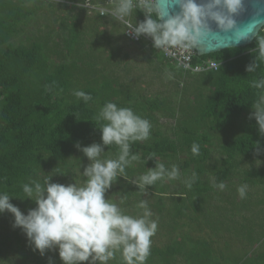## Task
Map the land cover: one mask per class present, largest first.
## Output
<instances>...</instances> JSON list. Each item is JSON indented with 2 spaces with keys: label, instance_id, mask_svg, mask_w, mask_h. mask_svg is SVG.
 I'll list each match as a JSON object with an SVG mask.
<instances>
[{
  "label": "trees",
  "instance_id": "16d2710c",
  "mask_svg": "<svg viewBox=\"0 0 264 264\" xmlns=\"http://www.w3.org/2000/svg\"><path fill=\"white\" fill-rule=\"evenodd\" d=\"M28 1L30 0H0V192L12 196L10 202L24 214L35 208L36 204L30 199L19 198L24 195L21 185L28 183L30 179L43 182L45 178H39V171L45 163L50 167L51 176H61L58 180L51 178L50 182L67 185L72 175V166H68V163L74 158L81 161L87 158L77 149L76 144L89 146L92 143H102L99 128L103 122H97L95 117L108 101L116 103L118 107L132 108L152 125L148 140L131 145V153L139 155L140 161H134L126 169L127 177H131V169L136 165L139 171H145L154 168L155 164L159 163L158 158L171 160L179 154L185 157L179 165L183 173L192 167L187 178L191 177L193 172L196 173L197 179L191 189L187 188L184 182L179 186V205L172 208L170 205L165 213L162 195L168 192L164 182L157 181L155 185L146 188L156 197L154 209L157 218L161 216L163 219L162 212L165 216H171L168 224L170 229H175L180 219L191 217L186 212L189 207L200 211L211 191L208 184H201L198 176L203 173L204 164L211 159L213 132L223 133L227 128L235 130L234 133L227 134L219 144L223 155L218 164L212 166L215 183L219 184L240 174L245 176L249 184L264 185V168L238 173L242 162L256 157L264 158V135L259 133L256 120L249 118L254 111L251 105L258 99L259 91L250 84L264 76V60L259 59L255 38L243 48H230L208 55L196 54L192 64L204 60H213L219 64L215 71L201 73L183 71L180 67L170 64L158 49L148 45L146 41L138 42L140 45H146L175 77H182L184 74L197 75L195 82L199 84L194 86L195 93L191 99L185 97L186 99H176L177 102H174L173 99L158 94L143 99L137 93L126 92L124 83L108 74L106 67L113 63L112 59L118 58L111 57L113 50L110 49L108 55L102 57L103 52L95 39L94 43L85 47L92 32L111 20L119 24L123 37L122 25L116 19L109 15L99 16L95 11L82 7L81 4L84 6L87 0H76L75 4L82 7V12H88L99 19L98 21L105 22L86 20L85 27L79 31L77 23L65 24L66 17L62 18L59 29L64 30L66 34L61 38L62 50L58 52L57 48L50 44L53 41L50 33L43 37L33 36V32L29 33L31 36L24 34V28L38 11L37 8L28 6ZM105 1L88 0L89 5L101 7ZM111 1L116 3V0ZM75 4L71 3L73 6H70L68 12H73ZM48 5L54 8L52 3ZM128 18L135 24L142 22L145 16L143 12L136 10ZM156 18L153 14V19ZM116 32L119 30L110 31V35ZM258 35H264V26ZM23 36L26 38L23 39ZM48 53L53 54L54 58L48 56ZM253 62L258 65L256 70L247 72L246 67ZM76 90L91 94L93 99L87 103L77 99L73 94ZM206 90L209 92L205 93ZM160 117L173 120L174 123L169 128L170 136L158 125ZM257 142L259 152L256 148ZM193 143L200 146L198 156L191 152ZM104 150L102 156L106 158H115L118 153L115 145L105 146ZM150 153H155V157L145 164ZM172 165V162L165 164L169 169ZM84 167L86 164L80 169L84 170ZM79 178L84 182L85 178L80 173ZM64 180L66 182H61ZM125 184L127 183L124 182L123 185ZM121 186L122 183L119 188ZM129 187L136 197L139 196L141 192L134 184ZM124 194L128 196V193ZM171 200L174 204L175 199ZM134 208L136 212L140 211L136 206ZM13 222L14 217L10 212L0 213V264H11L14 257H17L21 264H49V258L53 264H63L58 250L46 251L43 256L39 251H34L22 229L14 228ZM221 225L225 226V223ZM230 226L231 223L226 227ZM234 226L241 233V226ZM243 230L250 245L263 237V234L260 235L256 231L253 234L251 228ZM184 245L183 242H172L164 247L151 245L146 264H171L174 260L168 256L173 254L182 258L184 264H219L217 260L209 262L211 250L206 248L205 243L194 241L188 247ZM5 248L13 252L12 258H9V251ZM257 249L259 252L252 258L233 261V264H264V247L261 249L258 246ZM226 256L221 254L220 258L225 260ZM159 258V263L153 262ZM227 261L228 259L225 264H228ZM108 264H123L120 254L117 253L116 258Z\"/></svg>",
  "mask_w": 264,
  "mask_h": 264
},
{
  "label": "clouds",
  "instance_id": "9594fccd",
  "mask_svg": "<svg viewBox=\"0 0 264 264\" xmlns=\"http://www.w3.org/2000/svg\"><path fill=\"white\" fill-rule=\"evenodd\" d=\"M179 11L175 14L160 13L156 0H116L111 15L124 23L128 33L134 38L141 35L150 37L155 49L175 57L178 50H196L202 40L211 34L210 21L215 22L222 32L235 29L238 43L248 40L255 34L258 44L259 59L264 60V35H258L256 28L262 21H254L247 28L237 30L235 15L244 10V0H171ZM136 10L144 13L142 22L132 24L127 19ZM101 15H107L101 12ZM153 14L156 19H153ZM187 57H182L177 67L188 69ZM258 65L253 62L246 67L247 72H254ZM250 86L258 91V99L251 105L254 110L250 119L254 118L261 135H264V76L251 82ZM77 99L85 103L93 97L82 90L73 93ZM100 124L102 143L89 146L76 144L89 164L80 174L85 178L82 184L67 185L53 183L51 176L43 182L30 179L21 185L23 197L30 199L36 207L24 214L10 202L12 196L0 192V213L10 212L14 217L13 227L21 228L34 251L41 256L46 251L58 250L63 264H108L119 253L123 264H146L150 255L151 238L156 234L158 222L152 219L148 202L140 200L136 207L142 214L136 216L126 214L121 207L108 198L106 192L118 182V178L128 181L126 169L140 156L131 153V145L145 141L151 135L149 120L136 114L130 107H118L108 101L99 109L95 117ZM115 145L118 153L115 158L104 157L105 146ZM259 152V144L256 145ZM194 156L200 155V146L191 145ZM155 153H150L145 161L152 160ZM180 179L179 167L175 164L167 168L163 163H156L148 168L138 179L129 181L141 193L157 181ZM197 179L193 172L183 182L191 189ZM223 190L226 185L221 182L214 185ZM248 185H240L237 189L241 198H245ZM127 197H122L124 203ZM49 264H53L49 258Z\"/></svg>",
  "mask_w": 264,
  "mask_h": 264
},
{
  "label": "rangeland",
  "instance_id": "374dc122",
  "mask_svg": "<svg viewBox=\"0 0 264 264\" xmlns=\"http://www.w3.org/2000/svg\"><path fill=\"white\" fill-rule=\"evenodd\" d=\"M49 3H52L54 8H50L48 5ZM71 3L75 4L77 1H28L26 4L30 7L37 8L38 11L34 18L31 19L28 25L24 28V34L26 36H31L29 33L33 32V36L36 35L43 37L50 33L53 39L50 44L57 48V51L59 52L62 50L61 38L66 34L64 30L59 29L62 18L66 17L65 24H70L71 22H74L75 24L77 23V29H79V31H82L83 27H85L86 20L95 21V23L105 22L102 20L98 21L99 19L95 18L94 15L88 12H82V7L77 4L74 5L73 12H68L70 6H73ZM114 7L115 6H112V9H114ZM74 16L75 18H73ZM106 24L98 27L99 30H94L92 32V36L89 40H86L88 43L85 47L90 43H94L93 39H95L96 42H99L98 46H100L101 52H103L102 57H106L110 52V49L113 50L111 57L116 56L118 58L112 59L113 63L106 67V70H108V74L117 77L119 82L124 83L126 86V92L131 91L134 94L137 93L143 99L158 94L160 96L171 98L174 102H177L176 99H191V97L194 96V86L199 85L195 82L197 75L184 74L182 77H175V75L170 72L171 70L158 61L156 55L152 54L146 45L143 46L139 43L136 44L130 42L124 36L122 37L120 34L121 29L117 22L111 20V22L108 21ZM116 29H118L119 32L110 35V31L115 32ZM100 32H103V34H99ZM22 38L25 39L26 37L23 36ZM48 56L54 58L53 54L48 53ZM123 91H125V88H123ZM208 92L209 90H206L205 93ZM157 123L161 126L162 131L165 132L166 135H171L169 128L173 125V120L160 117ZM234 131V129L227 128L223 133L213 132L214 143L211 148V159L204 164L203 173L198 176L201 184H208V186L211 187V191L205 198L203 205H201L200 211H194L189 207L186 212L188 216L190 215L191 217H189V219L185 218V220L180 219L177 222L175 229H170L168 224L171 220V216H165L164 213L169 209L170 205V208L174 205H179L178 199L180 198L178 197H181L179 194L181 193L179 186H181L182 182L188 177L189 172L192 170V167H190L184 174L183 170L180 169L179 165L185 159L183 154H179L176 158L171 160L167 158L157 159V162L163 163L164 165L168 162H172L179 167L180 172V179L162 181L167 187L166 192H168V194L162 195L165 205L163 208L164 213H161L163 219L161 216L160 218H157L158 215L154 209L156 208L155 196L151 195L146 189L136 197L133 194L132 189L129 187L130 185H133L129 181L138 179L141 174L148 170L139 171L136 168L137 165L131 169V177H128V181L123 179L118 180V182L106 192L105 198H108L110 202L118 204L126 214L133 216L142 214V210L136 212L134 206H136L140 200H146L153 213L151 218L158 222L156 234L151 238V245L153 246L164 247L172 242L176 244H181L183 242V244H185L184 246L188 247L192 242L200 241L206 244L207 249L211 250L209 262L217 260L219 261V264H225V260L228 259L227 263L233 264V261L238 262L242 259L245 260L247 257L252 258L259 252V249H257L258 246H260L261 249L264 247V185L258 183L254 185L249 184L245 180V176L239 174L224 181L223 183L226 187L223 190L214 186L218 184L214 181L212 166L218 164L219 159L223 155L219 148V144L225 139L227 134L234 133ZM84 164H86V166L89 164L87 158H85L84 161H81L79 158H74L71 163H68V166H72L70 167V173H72V175L69 177V183H83L79 178V169ZM261 168H264V158L256 157L250 161L242 162L239 165L238 173L244 171L253 172L254 170ZM80 171L82 173L83 168L80 169ZM39 172L40 179L51 176L49 174L50 167L47 163L41 167ZM60 177L61 176H51L53 180H58ZM61 182L66 181L64 180ZM124 182L127 184L123 185ZM121 183L123 187L121 186V188H119V184ZM243 184L248 185L245 198H241L237 191L238 187ZM124 191L128 193V196H126L127 199L124 203H120L122 197H125ZM172 198L175 199L174 204L172 203ZM222 223H225V226L221 225ZM230 223L232 226L227 228L226 226ZM234 225L241 226V233H239ZM243 225H245V227ZM230 228L235 233L232 230L229 231L228 229ZM249 228L253 230V234L255 231L260 235L263 234V237L259 239L260 241L257 240L252 245L248 242V237L244 235L245 231L243 230ZM5 250L9 251L8 256L9 258H12L11 255L13 252H11L9 248H5ZM221 254H224V256L227 255L225 260L220 258ZM175 256V254L168 256L169 259L174 260L171 264H184L182 258ZM160 260V258L154 259L153 262L159 263ZM11 264L21 263L18 261L17 257H14V261Z\"/></svg>",
  "mask_w": 264,
  "mask_h": 264
},
{
  "label": "water",
  "instance_id": "95a60500",
  "mask_svg": "<svg viewBox=\"0 0 264 264\" xmlns=\"http://www.w3.org/2000/svg\"><path fill=\"white\" fill-rule=\"evenodd\" d=\"M199 2V0H198ZM157 7L161 14L169 12V14H175L179 11L177 5H171V0H156ZM236 21L237 30H243L247 28L254 21L264 22V0H244V10L238 15L234 16ZM264 23L258 24L256 33H258ZM210 27L212 29L205 39L202 40L201 44L195 50L197 55H208L218 51H222L230 48H243L248 46L255 38V34L248 40H241L236 42L235 29L229 32H222L217 27L215 22L210 21Z\"/></svg>",
  "mask_w": 264,
  "mask_h": 264
},
{
  "label": "built area",
  "instance_id": "2783aa9c",
  "mask_svg": "<svg viewBox=\"0 0 264 264\" xmlns=\"http://www.w3.org/2000/svg\"><path fill=\"white\" fill-rule=\"evenodd\" d=\"M81 6L84 8L91 9V10L95 11L96 13H98L99 16H105V15L100 14L102 11L108 13L107 15L112 16L111 15V12L113 11L112 6H115V4L111 0H106L102 7L101 6H92V5H89V2L87 0V2L84 4V6L82 4H81ZM112 18H114V17L112 16ZM127 19L129 20L130 23H132L129 18H127ZM118 22L122 25L124 37L127 40H129L133 43H138V42L144 40V41H146V43L148 45L153 46V41L151 38H149L145 35H141L138 39L134 38V36H132L128 33V29H127L126 25L120 21H118ZM159 51L162 53L163 57L170 64H173L175 66H177L178 61L182 57H187L188 59L185 60L184 62L188 63L190 65V67L188 69H184V68L180 67L183 71H186V72L201 73V72H205V71H209V70L215 71L219 66V64L213 60H204L201 63L192 64V59L196 55L195 50H178L177 55L175 57H173L172 55H169V54H165L162 50H159Z\"/></svg>",
  "mask_w": 264,
  "mask_h": 264
}]
</instances>
